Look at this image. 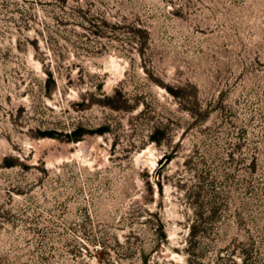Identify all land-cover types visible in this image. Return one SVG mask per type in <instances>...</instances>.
<instances>
[{
    "label": "rangeland",
    "instance_id": "obj_1",
    "mask_svg": "<svg viewBox=\"0 0 264 264\" xmlns=\"http://www.w3.org/2000/svg\"><path fill=\"white\" fill-rule=\"evenodd\" d=\"M0 264H264V0H0Z\"/></svg>",
    "mask_w": 264,
    "mask_h": 264
},
{
    "label": "trees",
    "instance_id": "obj_2",
    "mask_svg": "<svg viewBox=\"0 0 264 264\" xmlns=\"http://www.w3.org/2000/svg\"><path fill=\"white\" fill-rule=\"evenodd\" d=\"M46 81L48 85L50 84H56L57 78L55 76V73L53 71H47V78ZM106 129H100L98 130L99 133H103ZM88 133H92V131H88ZM84 134V130L82 128H76L72 131V133L69 135V140L72 141H78L82 138Z\"/></svg>",
    "mask_w": 264,
    "mask_h": 264
}]
</instances>
